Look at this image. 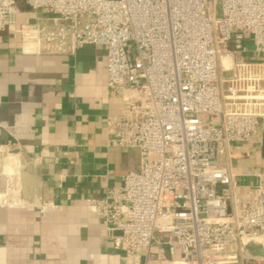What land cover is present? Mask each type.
Wrapping results in <instances>:
<instances>
[{
  "label": "built area",
  "instance_id": "2783aa9c",
  "mask_svg": "<svg viewBox=\"0 0 264 264\" xmlns=\"http://www.w3.org/2000/svg\"><path fill=\"white\" fill-rule=\"evenodd\" d=\"M20 1L50 18L17 27ZM7 28L27 51L104 47L121 100L107 130L140 161L122 186L87 201L125 264H149L154 242L184 253L178 264H264L246 246L264 252V168L235 171L253 143L261 155L264 0H0Z\"/></svg>",
  "mask_w": 264,
  "mask_h": 264
},
{
  "label": "crops",
  "instance_id": "0c3cea01",
  "mask_svg": "<svg viewBox=\"0 0 264 264\" xmlns=\"http://www.w3.org/2000/svg\"><path fill=\"white\" fill-rule=\"evenodd\" d=\"M19 5L17 27L50 18L23 1ZM120 109L121 100L107 86L104 47L27 51L20 33L0 30V144L7 145L0 152V264H125L87 201L105 197L138 168L139 150L118 145L107 130V116ZM256 146L236 161V172L264 168ZM23 153L33 165L32 199L11 192L12 185L21 190ZM19 200L28 205L5 203ZM143 256L149 264L186 259L158 242Z\"/></svg>",
  "mask_w": 264,
  "mask_h": 264
},
{
  "label": "water",
  "instance_id": "95a60500",
  "mask_svg": "<svg viewBox=\"0 0 264 264\" xmlns=\"http://www.w3.org/2000/svg\"><path fill=\"white\" fill-rule=\"evenodd\" d=\"M261 155L264 158V130L261 134ZM24 165L20 170L21 190L20 195L23 199H32L34 197V173L31 158L27 153H23ZM247 248L254 254L263 255V248L256 242H250Z\"/></svg>",
  "mask_w": 264,
  "mask_h": 264
},
{
  "label": "rangeland",
  "instance_id": "374dc122",
  "mask_svg": "<svg viewBox=\"0 0 264 264\" xmlns=\"http://www.w3.org/2000/svg\"><path fill=\"white\" fill-rule=\"evenodd\" d=\"M201 116V118H204V119H206V120H211V121H216L219 117H218V115H207V114H202V115H200ZM255 149V148H254ZM258 157H257V159H259V160H261V155L258 153V154H256ZM235 163H237V162H235Z\"/></svg>",
  "mask_w": 264,
  "mask_h": 264
},
{
  "label": "bare ground",
  "instance_id": "6f19581e",
  "mask_svg": "<svg viewBox=\"0 0 264 264\" xmlns=\"http://www.w3.org/2000/svg\"><path fill=\"white\" fill-rule=\"evenodd\" d=\"M224 62L228 64L229 60L227 58H224ZM20 175V174H19Z\"/></svg>",
  "mask_w": 264,
  "mask_h": 264
}]
</instances>
